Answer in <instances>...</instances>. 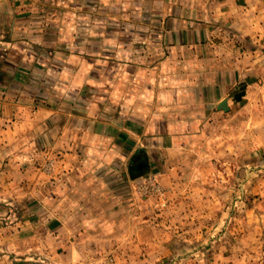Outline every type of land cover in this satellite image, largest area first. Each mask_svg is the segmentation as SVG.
<instances>
[{
    "label": "crops",
    "instance_id": "1",
    "mask_svg": "<svg viewBox=\"0 0 264 264\" xmlns=\"http://www.w3.org/2000/svg\"><path fill=\"white\" fill-rule=\"evenodd\" d=\"M260 95L264 0H0V264H101L103 158L170 187Z\"/></svg>",
    "mask_w": 264,
    "mask_h": 264
},
{
    "label": "rangeland",
    "instance_id": "2",
    "mask_svg": "<svg viewBox=\"0 0 264 264\" xmlns=\"http://www.w3.org/2000/svg\"><path fill=\"white\" fill-rule=\"evenodd\" d=\"M243 93L231 99L239 101L242 94V100ZM252 102L235 110L230 134L221 130L212 152L203 156L206 160L196 163L193 157V171L180 173L170 187L141 159L142 166L135 163L131 176L130 153L103 158L108 199L96 211L106 221L119 219L115 231L120 247L102 253L101 264H264V95ZM114 144L107 141L103 148ZM75 156L70 160L80 165V154ZM59 170L57 195L63 197ZM84 207L68 206L76 219L88 214ZM106 221L101 229L107 228Z\"/></svg>",
    "mask_w": 264,
    "mask_h": 264
},
{
    "label": "water",
    "instance_id": "3",
    "mask_svg": "<svg viewBox=\"0 0 264 264\" xmlns=\"http://www.w3.org/2000/svg\"><path fill=\"white\" fill-rule=\"evenodd\" d=\"M243 94H244V93H243ZM241 95H242V94L237 95L236 99H237V100H240V99H241ZM221 108H223L224 110H227V109H228L227 106H226V102H223V103L221 104Z\"/></svg>",
    "mask_w": 264,
    "mask_h": 264
},
{
    "label": "flooded vegetation",
    "instance_id": "4",
    "mask_svg": "<svg viewBox=\"0 0 264 264\" xmlns=\"http://www.w3.org/2000/svg\"><path fill=\"white\" fill-rule=\"evenodd\" d=\"M137 165H138V166H142V162H141V161H139Z\"/></svg>",
    "mask_w": 264,
    "mask_h": 264
}]
</instances>
